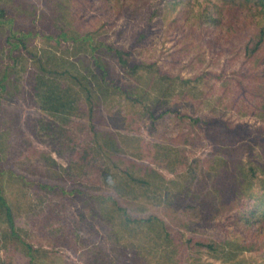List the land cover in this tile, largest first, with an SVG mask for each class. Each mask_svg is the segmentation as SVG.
<instances>
[{"label":"rangeland","instance_id":"obj_1","mask_svg":"<svg viewBox=\"0 0 264 264\" xmlns=\"http://www.w3.org/2000/svg\"><path fill=\"white\" fill-rule=\"evenodd\" d=\"M218 2L0 0V76L9 66L12 82L0 92V189L11 208L9 218L0 207V264H170L166 254L183 264L264 263V249L235 250L260 244L244 210L264 201V88L251 79L264 76V41L249 58L256 14L233 27L199 18L205 7L218 15ZM96 41L122 48L124 62L111 60L106 74L119 88L90 116L47 108L32 77L89 75ZM237 160L251 167L249 196L230 191ZM126 173L135 181L117 188ZM109 192L132 215L163 220L179 247L157 227L117 223L116 240L98 207ZM212 200L232 207L213 214ZM199 235L215 248L186 242Z\"/></svg>","mask_w":264,"mask_h":264},{"label":"trees","instance_id":"obj_2","mask_svg":"<svg viewBox=\"0 0 264 264\" xmlns=\"http://www.w3.org/2000/svg\"><path fill=\"white\" fill-rule=\"evenodd\" d=\"M171 1H173V3H177L183 0ZM186 1L188 2V0ZM212 6L213 12L219 13L218 15H213V13L208 12L207 8L205 7V9H201L200 11H198L199 18L203 19L202 16L204 15L207 18L214 20L217 24L227 22L230 27H233L236 25V21L239 19L242 13L244 15L249 13L252 15H258L257 18L254 17L252 21V23L255 25L254 28L256 30L255 39L254 41L252 40L249 44H247L246 48L248 57H253L256 54V51L260 49L261 44L264 41V0H220V2L218 3H213ZM225 16L228 18L224 22L223 17ZM88 45L91 49L92 64L94 63L95 65V67L92 69L93 71H90L89 75L84 76L83 73L79 71L75 73H69L65 71L61 74L62 79H59L57 76H53V78H46L43 75H39L40 73H37L36 77H32L31 87L39 91L38 94H40L39 96L41 98V101L46 104L47 108L55 109V111L58 110L67 115L90 116L92 114L93 106L95 108L98 107L95 101L106 98L111 91H116V89L119 88L117 83H114L113 81H106V74L109 72L111 60L117 61L119 63L124 62V54L122 48L109 43L97 41L95 42V44L90 43ZM9 73V66H7L6 68H4L3 72L1 73L2 75L0 76V92H2L3 90L10 91L11 89L12 82L9 79ZM251 79L253 87L256 91H259L260 88H264V76L252 75ZM95 91H97L96 97L92 98L90 94L94 93L95 95ZM83 93L87 95L86 100L80 97ZM88 103H90V105L87 107ZM1 115L2 114L0 112V122ZM5 130H8V126L7 128H5ZM84 148L87 149V145L84 146ZM86 155L90 158V153L88 152V150L86 152ZM90 160L92 161V163H95L97 159L92 157L90 158ZM52 161H54V159H52ZM222 164L226 168L230 167L226 160H224ZM150 169L156 174L158 178L164 180V177L159 172L153 170L152 168ZM235 169L237 171V174H235L232 179L236 181V187L230 188V191H233V195L235 196L239 195L240 193L249 196L252 192L249 187H246V184L248 182V176L251 167L249 166V168H247L246 166H243V164L240 163L239 160H237ZM121 177L124 180L123 182L119 181L117 183V188L122 187L121 185L123 184L126 185L127 182L135 181L134 178L128 173ZM230 178L231 177H229V179ZM246 188H248V190ZM191 191L193 193V197L197 201H201L203 199V195L201 194L199 189H193ZM91 193L92 192H88L87 196L85 195L84 198L89 200L90 197H92ZM98 197L100 205L98 207H100L99 209L102 210V214L100 215V217H102V227H104V230L111 229V235L116 240L124 238V234L121 233L116 227L117 223L119 226H126L132 229H135V227H157V234L162 235V237L167 241V245H171V243H173L175 247H179L178 242H172L171 239H169V233L167 230L168 224L157 217L154 213H146V211H142L143 213H145L132 215V212L130 213L129 211L120 208V206L118 205V200L116 199L115 195L113 196V193L111 192L99 194ZM210 204L211 208H213V214L220 213L225 209L232 207L230 205V201L227 200H212ZM0 207L3 208V210L6 212V215L11 218V208L9 204H7L1 189ZM244 211L246 216L245 221L247 222V224H251L253 222H256L258 224V233L257 231L254 233L257 234L258 239L260 240V244H254V242L244 241L240 242L239 246L235 250H252L254 249V247L258 249H264V201L262 200L252 202V205L250 207H247ZM98 213L100 214V212ZM95 214L96 212H93V215ZM131 224L133 226H129ZM186 242L190 243L192 246H204L209 249L215 248L214 241L209 240L208 238H204L200 235L197 238L189 237ZM127 245V242L123 243V249H125ZM166 257L167 261H170V264H172L173 260H176V263L174 264H183V257L173 256V254H166Z\"/></svg>","mask_w":264,"mask_h":264}]
</instances>
